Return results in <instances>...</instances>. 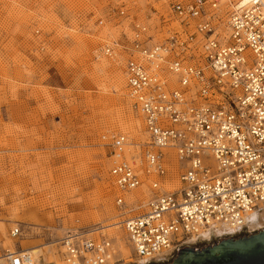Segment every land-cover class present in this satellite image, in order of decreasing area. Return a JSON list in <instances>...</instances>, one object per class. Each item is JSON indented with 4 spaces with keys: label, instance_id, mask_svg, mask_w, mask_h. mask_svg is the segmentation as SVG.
<instances>
[{
    "label": "rangeland",
    "instance_id": "374dc122",
    "mask_svg": "<svg viewBox=\"0 0 264 264\" xmlns=\"http://www.w3.org/2000/svg\"><path fill=\"white\" fill-rule=\"evenodd\" d=\"M173 1L0 0V255L27 241L63 259L59 240L79 225L101 230L95 238H114L120 264H148L133 261L122 221L150 197V179L131 193L141 201L120 210L115 199L124 193L110 174L117 157L109 146L112 133L145 140L143 117L127 95V48L119 45L117 58L104 50L115 42L129 47L123 41H131L132 21L159 25ZM220 2L224 17L236 10L230 0ZM177 26L170 21L164 30ZM179 173L169 168L171 186ZM16 226L22 233L13 237ZM117 235L130 246L128 257Z\"/></svg>",
    "mask_w": 264,
    "mask_h": 264
},
{
    "label": "built area",
    "instance_id": "2783aa9c",
    "mask_svg": "<svg viewBox=\"0 0 264 264\" xmlns=\"http://www.w3.org/2000/svg\"><path fill=\"white\" fill-rule=\"evenodd\" d=\"M250 2L251 7L234 11L228 47L219 41L206 44L204 50H192L191 41L177 33L161 44H153L149 33L146 39L133 42L146 62L135 60L132 50L127 78L133 106L141 111L150 137L147 170L166 174L161 149L170 146L178 148L189 165L180 173V190L154 192L147 205L122 221L134 256L140 259L134 262L164 259L193 242L204 228L225 225L240 231L247 226L249 212L264 204V4ZM206 3L174 0L171 7L188 21L187 26L198 18V31L210 37L216 28ZM132 23L135 31H147L136 21ZM123 43L130 39L126 37ZM119 45L128 48L122 42ZM247 47L253 52L251 60L245 56ZM105 52L112 57L114 49L107 47ZM186 60L191 63L185 65ZM152 66L156 69L151 70ZM162 66L176 74L183 89L168 87L157 73ZM126 141L124 135L112 136L111 156L117 158L110 174L118 188L131 191L143 181L139 170L124 158ZM115 204L120 210L134 205L123 195L116 197ZM79 230H69L62 239L66 264L124 261L111 263L113 239L104 234L92 236L101 230ZM21 233L19 226L10 231L13 237ZM5 257V264L34 263L30 251L22 247L6 250Z\"/></svg>",
    "mask_w": 264,
    "mask_h": 264
},
{
    "label": "bare ground",
    "instance_id": "6f19581e",
    "mask_svg": "<svg viewBox=\"0 0 264 264\" xmlns=\"http://www.w3.org/2000/svg\"><path fill=\"white\" fill-rule=\"evenodd\" d=\"M251 0H239L236 1V3L233 4L232 0H230L229 3L232 4L233 8L236 9L234 11L241 10L242 8L245 9L247 7H251L253 5ZM261 2L264 4V0H261ZM207 7V13L210 16V20L212 21L213 25L216 28V33L215 35H212L210 37H207L206 32H199L197 29V24L199 22V19H192L190 20L189 26H187L186 20L183 18H179V16L172 10L171 7V12L169 14V17L166 19L165 17H162L160 19L161 23L159 25H154L152 26L151 24H148L145 21H136L137 24L140 26L146 27L147 31L145 33H140L138 31H135L134 25L132 26V38L130 41V46L127 48V62L129 61L130 58V52L134 50V56L135 60L139 62H145V57L144 55L139 52L133 42L136 39L139 40H144L146 39L148 33L153 36V44H161L166 41V39L169 37V39L175 35L176 33L179 34L183 40H190L191 41V49L196 50V51H201L204 50V46L206 44H209L211 42H221V45L223 47H228L231 44L232 40V27H231V20L232 16L234 14V11L230 12L226 17L222 15L221 10V2L220 0H207L206 3ZM170 21L177 22L178 26L175 28H168L167 30H164L166 26L169 25ZM166 32L168 35L164 37H157L156 33H163ZM173 34V35H172ZM202 41V42H201ZM108 48L114 49V52L112 54V58H117L120 55V46L119 43L115 42L113 45L107 46ZM106 47V48H107ZM105 48V50H106ZM104 53L107 55V53ZM245 56L247 59L251 60L253 52L250 50V48H245ZM171 59V57H170ZM191 63V61L186 60L184 62L185 65H188ZM162 70L160 72H157L158 75L161 76V78L167 83L168 87L173 89V88H180L183 89L184 87L182 84L178 83L177 81V76L175 73H173L169 67L165 68L162 66ZM156 69L154 66L151 67V70ZM206 75L210 76L212 73L208 69H206ZM125 78H126V87H127V95L131 103L132 110L135 112V108L133 106V99L130 95V89L128 86V78H127V64H126V70H125ZM194 82L191 83L193 86ZM198 101H201L200 99ZM137 111V110H136ZM142 117L141 111H137ZM143 123H144V133H145V140H143L141 143H136L134 142L130 137L126 136V147H125V153H124V158H126L128 161L133 164L139 170L140 174L142 175V181L145 182V180L150 179V184L149 188L151 190L150 192V197L145 201L143 206L148 204V201L151 199V196L153 195L154 192L158 191H172V190H180L182 187V181L180 177L181 171L184 172L185 169H188L189 165L187 164L186 161H183L182 158L180 157V152L178 148L176 147H168V148H162L161 151L163 153V160H164V165L166 167V174L164 176H159L158 172L154 170V168H148L147 170V165L145 161V155L146 151L150 148V137L146 129V123L145 119L143 118ZM113 135H122V134H115L112 133L110 135V139L112 141V136ZM169 168H173L174 170H179V178L177 179V184H174L171 186L172 181H169L167 178ZM142 182V184H143ZM117 187V186H116ZM139 188V187H138ZM119 192H122L124 194H121L125 197V195H128V199H126L127 202L135 203L141 201L143 197H138V195L131 194L134 190L131 191H122L120 188L117 187ZM137 189V188H136ZM119 196V195H118ZM117 206V205H116ZM118 207V206H117ZM31 209V208H30ZM31 210H34L33 208ZM36 211V210H35ZM118 222V221H117ZM247 226L251 230H256L264 226V204H260L259 207L256 210L250 211L246 220ZM71 229L69 230H75L78 231L79 229H82L79 225H74V227H70ZM124 228V227H123ZM65 231V233L62 235V237L59 240V252L60 255L62 256L63 259L58 257L52 250H47L46 247L44 246H35V244H31L30 242L23 243V246H26V250L30 251V253L33 256L34 263L33 264H66L65 261V249L62 245V239L66 236V233L69 231ZM240 229V228H239ZM237 227H229V226H219L215 228H204L200 230L199 234H196L191 240L195 241L199 238L201 239H209L211 238L212 235H221V234H227V233H234L237 230H239ZM90 230H97V229H90ZM125 230V229H124ZM80 231V230H79ZM97 232V231H96ZM126 232V231H125ZM115 235V234H113ZM93 236V235H92ZM94 237V236H93ZM111 237V236H109ZM95 238V237H94ZM112 238V237H111ZM128 238V237H127ZM113 242H114V238ZM129 241V240H128ZM117 242L119 243V249L121 254L123 255V258L128 257L130 254V249L127 246L123 239L117 235ZM128 244V243H127ZM115 246V243H114ZM132 247V246H131ZM23 248V249H25ZM10 250L14 252L17 247L15 248H6L4 252L0 255V264H5L6 257H5V252L6 250ZM133 249V248H132ZM116 254V249L114 248V257L111 263H114L115 260L117 259L115 257ZM140 260L139 258H137ZM142 262L146 261V259H141Z\"/></svg>",
    "mask_w": 264,
    "mask_h": 264
},
{
    "label": "water",
    "instance_id": "95a60500",
    "mask_svg": "<svg viewBox=\"0 0 264 264\" xmlns=\"http://www.w3.org/2000/svg\"><path fill=\"white\" fill-rule=\"evenodd\" d=\"M148 264H264V228L182 245L169 261Z\"/></svg>",
    "mask_w": 264,
    "mask_h": 264
}]
</instances>
